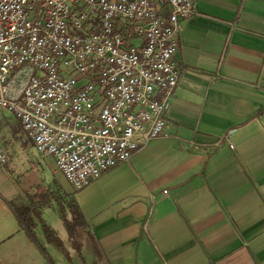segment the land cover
Masks as SVG:
<instances>
[{"label": "crops", "instance_id": "crops-1", "mask_svg": "<svg viewBox=\"0 0 264 264\" xmlns=\"http://www.w3.org/2000/svg\"><path fill=\"white\" fill-rule=\"evenodd\" d=\"M177 41L164 137L81 191L41 163L87 225L73 260L20 227L0 170V264H264V0H197Z\"/></svg>", "mask_w": 264, "mask_h": 264}, {"label": "built area", "instance_id": "built-area-1", "mask_svg": "<svg viewBox=\"0 0 264 264\" xmlns=\"http://www.w3.org/2000/svg\"><path fill=\"white\" fill-rule=\"evenodd\" d=\"M196 9L197 0H0V111L84 190L166 135L180 20ZM9 161L0 144V170Z\"/></svg>", "mask_w": 264, "mask_h": 264}, {"label": "rangeland", "instance_id": "rangeland-1", "mask_svg": "<svg viewBox=\"0 0 264 264\" xmlns=\"http://www.w3.org/2000/svg\"><path fill=\"white\" fill-rule=\"evenodd\" d=\"M0 144L3 145L10 155V161L5 169L11 181L17 183L19 186V192L21 193L18 197V203L25 200L24 195L26 193H34L38 186H44L48 190L56 191L57 184L54 181V177H56L55 174L46 172L43 167L41 168V163L49 166L50 172L54 168H57L54 158L48 157L43 159L40 156L35 142L24 132L18 119L14 116L13 112L9 110L0 111ZM61 180H64L62 176ZM65 198L64 200L66 201L67 207L66 217L69 223L73 224L75 223V217L70 210L69 199L67 200ZM4 204L3 202L0 211L2 213H9L10 204L6 203V207ZM43 213L46 214L45 218L48 222L58 230L60 234L59 238L66 255L64 256V254L53 245L48 246V252L60 263L65 260V258L68 259V257H71L73 260L72 253L77 252V245L81 247V241L84 235L86 236L88 233L86 230L87 228L82 224H80V226H75V232L71 238L70 232L65 226L59 204H57L56 201L53 202L51 208L44 209ZM55 217L60 219L59 223L52 222ZM85 256V252L83 251V257Z\"/></svg>", "mask_w": 264, "mask_h": 264}, {"label": "trees", "instance_id": "trees-1", "mask_svg": "<svg viewBox=\"0 0 264 264\" xmlns=\"http://www.w3.org/2000/svg\"><path fill=\"white\" fill-rule=\"evenodd\" d=\"M24 201L20 203H12L13 212L15 213L19 225L23 228L32 240L39 245L40 249L48 255L46 248L39 241L37 229L42 228L48 244L56 246L58 249L65 253L62 242L57 235V232L43 219V210L51 208L53 202H57L61 209L62 217L65 222V226L70 232L71 238L75 232V226L84 225L86 222L80 209L77 207L74 201L70 199L69 207L72 214L75 217V223L70 224L66 217V201L59 195V192L48 190L44 186H38L34 193H26L24 195ZM77 223V225H76ZM77 251L80 253V247L77 245ZM66 254V253H65Z\"/></svg>", "mask_w": 264, "mask_h": 264}]
</instances>
